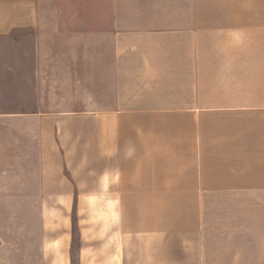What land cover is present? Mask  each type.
Returning <instances> with one entry per match:
<instances>
[{
  "label": "crops",
  "instance_id": "1",
  "mask_svg": "<svg viewBox=\"0 0 264 264\" xmlns=\"http://www.w3.org/2000/svg\"><path fill=\"white\" fill-rule=\"evenodd\" d=\"M217 3L205 13L203 0H0V38L35 37L6 49L8 68L21 63L24 85L37 86L23 100L58 101L25 113L72 110L58 113L73 116L55 131L81 132L95 156L85 160L112 161L119 207L166 206L115 218L118 264H251L246 211L167 205L255 199L264 248V0ZM218 24L229 25L232 42L244 40L229 56L232 80H248V92L234 100L254 110L209 113L217 72L209 77L207 41L216 38L206 26ZM218 121L235 123L218 124L213 141Z\"/></svg>",
  "mask_w": 264,
  "mask_h": 264
},
{
  "label": "rangeland",
  "instance_id": "2",
  "mask_svg": "<svg viewBox=\"0 0 264 264\" xmlns=\"http://www.w3.org/2000/svg\"><path fill=\"white\" fill-rule=\"evenodd\" d=\"M203 5L207 13L219 4L217 0H203ZM228 27L206 26V38H216L207 41L209 77L218 73L208 84L211 115L254 110L245 103L248 99L234 100L235 96L247 95L248 80H232L230 49L232 43L240 47L244 40H229ZM34 40L35 37L19 35L15 39L0 38V264H118L121 249H117L115 218L161 213L166 206L119 207L124 193H114L113 176L108 174L112 161L85 160L95 156L86 153L81 132L76 135L71 127L65 133L55 131L58 120L73 116L58 113L72 110L25 113L58 107V101L35 99L40 94H30L32 100L28 102L23 100L24 90L37 86L24 85L27 79L21 63L17 71L8 68L13 56L6 54V49L31 45ZM17 57L20 55L14 57L16 63L20 61ZM259 82L261 79L250 81L254 87ZM234 84L238 86L237 94ZM260 89L252 91L260 94ZM234 123L212 122L211 129L218 137H213V141L221 140L218 124H230L225 127L232 129ZM226 208L248 213L249 260L251 264H264V248L257 246L255 199L167 205L166 212Z\"/></svg>",
  "mask_w": 264,
  "mask_h": 264
}]
</instances>
